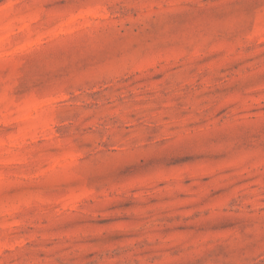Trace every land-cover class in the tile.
I'll return each mask as SVG.
<instances>
[{
	"label": "rangeland",
	"instance_id": "374dc122",
	"mask_svg": "<svg viewBox=\"0 0 264 264\" xmlns=\"http://www.w3.org/2000/svg\"><path fill=\"white\" fill-rule=\"evenodd\" d=\"M0 264H264V0H0Z\"/></svg>",
	"mask_w": 264,
	"mask_h": 264
}]
</instances>
